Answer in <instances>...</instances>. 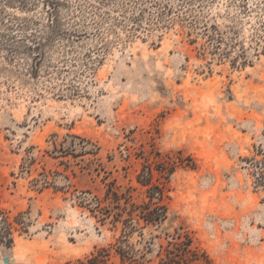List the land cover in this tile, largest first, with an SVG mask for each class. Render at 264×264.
<instances>
[{
  "label": "rangeland",
  "instance_id": "374dc122",
  "mask_svg": "<svg viewBox=\"0 0 264 264\" xmlns=\"http://www.w3.org/2000/svg\"><path fill=\"white\" fill-rule=\"evenodd\" d=\"M42 174L52 184L38 193ZM144 174L167 217L129 237L139 264H160L179 234L209 264H264V0H0V176L13 193L0 207L29 222L0 260L108 248L120 227L73 196L111 183L141 203ZM108 264L122 262L111 251Z\"/></svg>",
  "mask_w": 264,
  "mask_h": 264
},
{
  "label": "trees",
  "instance_id": "16d2710c",
  "mask_svg": "<svg viewBox=\"0 0 264 264\" xmlns=\"http://www.w3.org/2000/svg\"><path fill=\"white\" fill-rule=\"evenodd\" d=\"M41 50L42 42L40 41L33 39L31 43L26 44L25 51L33 55L31 65L34 68H37L41 60ZM9 52H17V49H9ZM53 146L55 151L63 155L68 153L67 149L74 151L71 146L65 147L64 142H60L57 148L56 139L53 141ZM140 177L139 183L146 188L145 198L147 199L141 203L134 202L128 191L119 192L111 183L106 185L102 196L90 190L76 192L73 197L78 207L87 210L101 226L109 224L115 232L120 227V233L114 244L108 248H102L89 257L67 264H108L111 251L119 257L122 264H139L142 258L141 252L129 243V237L135 232L141 234V231L149 225H160L167 217V208L162 202L164 197L162 188L150 184L148 178L142 179L145 174ZM51 184L52 182L45 174H42L40 179L32 181V187L38 193L49 188ZM12 185L14 187L15 184L12 183ZM7 192L10 196L13 194L5 179L0 176V203ZM27 215L28 211L11 215V211L0 207V246L11 247L14 243V232L20 234L28 232ZM160 264H209V262L204 253L192 246V240L187 235L179 234L169 245L165 259H162Z\"/></svg>",
  "mask_w": 264,
  "mask_h": 264
},
{
  "label": "water",
  "instance_id": "95a60500",
  "mask_svg": "<svg viewBox=\"0 0 264 264\" xmlns=\"http://www.w3.org/2000/svg\"><path fill=\"white\" fill-rule=\"evenodd\" d=\"M2 261L4 264H7L9 262V260L7 258H4Z\"/></svg>",
  "mask_w": 264,
  "mask_h": 264
},
{
  "label": "bare ground",
  "instance_id": "6f19581e",
  "mask_svg": "<svg viewBox=\"0 0 264 264\" xmlns=\"http://www.w3.org/2000/svg\"><path fill=\"white\" fill-rule=\"evenodd\" d=\"M3 261L2 260H0V263H2Z\"/></svg>",
  "mask_w": 264,
  "mask_h": 264
}]
</instances>
